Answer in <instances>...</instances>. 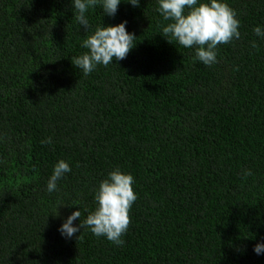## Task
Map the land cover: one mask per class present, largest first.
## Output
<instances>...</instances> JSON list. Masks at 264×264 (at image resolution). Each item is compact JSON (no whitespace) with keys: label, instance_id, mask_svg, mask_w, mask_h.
Here are the masks:
<instances>
[{"label":"trees","instance_id":"obj_1","mask_svg":"<svg viewBox=\"0 0 264 264\" xmlns=\"http://www.w3.org/2000/svg\"><path fill=\"white\" fill-rule=\"evenodd\" d=\"M223 2L240 38L211 66L162 36L158 0L97 5L89 34L127 21L136 45L85 76L71 0H0V264H264V0ZM59 160L71 171L49 192ZM116 168L137 196L124 243L62 236Z\"/></svg>","mask_w":264,"mask_h":264},{"label":"clouds","instance_id":"obj_2","mask_svg":"<svg viewBox=\"0 0 264 264\" xmlns=\"http://www.w3.org/2000/svg\"><path fill=\"white\" fill-rule=\"evenodd\" d=\"M72 9L75 10V20L85 29V38L82 47L86 52L71 59L72 64L81 69L86 76L97 65L108 66L113 59L117 61L127 57L134 48L133 33L126 28L127 21L116 25L95 27L91 34L87 13L99 5L104 14L115 16L121 0H71ZM134 7L139 6V0H127ZM158 12L165 21L162 33L166 40L173 44L178 43L185 48L195 50V58L206 66L217 62L216 49L220 44L230 43L240 38V21L237 14L223 0H158ZM255 35L264 37V30L260 26L253 28ZM253 48L257 47L255 41ZM44 141H42L43 143ZM51 143V139L47 140ZM71 168L64 160H59L47 183V190H56L57 181ZM251 170H244L243 176L251 175ZM134 177L123 173L119 168L110 171L103 179L94 194L96 207L88 212L86 219L79 226L73 221L81 216L80 210L72 212L61 224L58 231L66 238L73 237L81 228H89L97 237H105L116 245L124 243L122 236L127 232L131 223L130 209L137 196L133 189ZM256 255L264 254V241L257 242L253 247Z\"/></svg>","mask_w":264,"mask_h":264}]
</instances>
